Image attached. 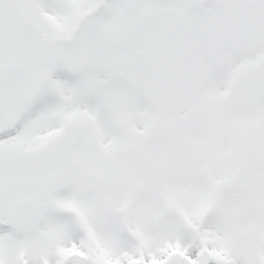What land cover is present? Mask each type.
Returning <instances> with one entry per match:
<instances>
[{
	"label": "snow or ice",
	"instance_id": "obj_1",
	"mask_svg": "<svg viewBox=\"0 0 264 264\" xmlns=\"http://www.w3.org/2000/svg\"><path fill=\"white\" fill-rule=\"evenodd\" d=\"M0 264H264V0H0Z\"/></svg>",
	"mask_w": 264,
	"mask_h": 264
}]
</instances>
